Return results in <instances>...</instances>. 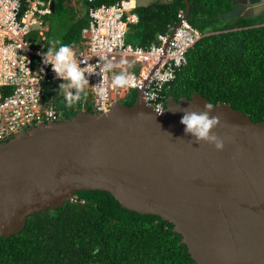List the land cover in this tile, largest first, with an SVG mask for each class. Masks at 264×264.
<instances>
[{"label":"water","instance_id":"95a60500","mask_svg":"<svg viewBox=\"0 0 264 264\" xmlns=\"http://www.w3.org/2000/svg\"><path fill=\"white\" fill-rule=\"evenodd\" d=\"M183 1L187 20L191 6ZM232 2L224 19L264 12V0ZM206 103L200 94L168 98L158 114L138 90L130 107L79 111L0 144V238L77 192L100 191L127 211L171 224L195 264H264V121L217 103L210 113L220 117L213 132L224 148L217 151L180 123Z\"/></svg>","mask_w":264,"mask_h":264},{"label":"trees","instance_id":"16d2710c","mask_svg":"<svg viewBox=\"0 0 264 264\" xmlns=\"http://www.w3.org/2000/svg\"><path fill=\"white\" fill-rule=\"evenodd\" d=\"M54 13L63 17L49 29L44 50L55 41L74 50L84 47L81 30L88 24L84 0H50ZM121 0H98L110 6ZM188 23L203 37L187 54V64L164 90L165 102L178 103L200 94L213 105H230L254 123L264 121V14H243L224 19L232 0H189ZM83 5L78 16L73 4ZM183 0H158L137 6L138 23L128 29L126 42L149 47L157 35L169 32L185 12ZM52 13V14H54ZM62 18V17H61ZM57 48L59 45H55ZM136 93L127 92L123 104L130 107ZM60 106V105H59ZM61 107L64 119L73 118L78 105ZM87 113H91L89 106ZM0 264H195L181 236L159 217L127 211L107 192H77L62 208L29 217L17 235L0 238Z\"/></svg>","mask_w":264,"mask_h":264},{"label":"built area","instance_id":"2783aa9c","mask_svg":"<svg viewBox=\"0 0 264 264\" xmlns=\"http://www.w3.org/2000/svg\"><path fill=\"white\" fill-rule=\"evenodd\" d=\"M84 1L88 16V24L81 30L84 47L73 50L78 66L93 71L85 72L88 85L83 90L86 96L76 104L79 111L86 112L89 106L91 113H106L116 103V94L123 98L127 92L138 90H143L144 102L156 111L160 105L166 106L165 88L175 81L178 70L187 64L188 52L203 35L180 12L179 26L157 35L156 44L134 46L126 42V36L129 27L138 23L135 0H121L110 6H95L98 0ZM50 3L0 0V144L37 124L64 119L61 105L66 102V90L59 88L64 81L56 77L50 65L41 63L49 32L47 17L52 14ZM106 58L133 65L128 69L133 75L127 86H112L113 73L102 71ZM112 71L118 73L121 69ZM98 85L106 89L103 99L96 95ZM71 91L75 94L76 90Z\"/></svg>","mask_w":264,"mask_h":264},{"label":"clouds","instance_id":"9594fccd","mask_svg":"<svg viewBox=\"0 0 264 264\" xmlns=\"http://www.w3.org/2000/svg\"><path fill=\"white\" fill-rule=\"evenodd\" d=\"M59 45L57 48L55 45ZM28 45H25V50ZM76 54L73 47L68 44H62L60 41H55L48 47L47 52L43 53L41 57V63L44 65H50L51 70L56 74V77L61 81L59 84L61 90H66L65 101L66 107L71 108L77 102H81L86 96L83 92L85 86L88 85V81L85 78V72H92L93 69L88 67L81 69L78 66L76 60ZM133 65L126 60H120L118 63H113L111 60L105 59L102 67L104 73H113L112 86L113 87H125L129 83L130 77L133 73L128 69ZM114 68H120L121 71L114 73ZM41 69V73H42ZM75 89V94L71 91ZM96 95L103 99L106 97V89L98 85L95 87ZM205 110L202 112H186L180 119V123L184 126L186 134H191L196 142H206L209 145H213L215 150L221 151L224 148V141L218 137L214 132L220 124V117L218 115H210L214 109V105L211 103L205 104ZM166 110V106L160 105L157 113L161 114Z\"/></svg>","mask_w":264,"mask_h":264},{"label":"rangeland","instance_id":"374dc122","mask_svg":"<svg viewBox=\"0 0 264 264\" xmlns=\"http://www.w3.org/2000/svg\"><path fill=\"white\" fill-rule=\"evenodd\" d=\"M155 1H158V0H151L150 3H154ZM163 1H167V0H163ZM73 7L76 9V12H77V15L78 16H82L86 13V9L84 8L83 5H78L77 3L73 4ZM62 17V18H61ZM61 17H58L57 14H50L48 17H47V26L52 29V30H55L58 25L60 24L61 20L63 19V17L65 18V16H61ZM63 21V20H62ZM117 89L121 88V87H115ZM135 93H137V91H134ZM115 102L116 103H123V98H121L119 96V94H116L115 96Z\"/></svg>","mask_w":264,"mask_h":264},{"label":"crops","instance_id":"0c3cea01","mask_svg":"<svg viewBox=\"0 0 264 264\" xmlns=\"http://www.w3.org/2000/svg\"><path fill=\"white\" fill-rule=\"evenodd\" d=\"M137 2L140 6H146V5L150 4L151 0H137ZM263 14H264V12L261 13L260 15H263Z\"/></svg>","mask_w":264,"mask_h":264},{"label":"bare ground","instance_id":"6f19581e","mask_svg":"<svg viewBox=\"0 0 264 264\" xmlns=\"http://www.w3.org/2000/svg\"><path fill=\"white\" fill-rule=\"evenodd\" d=\"M131 1H133V0H131ZM135 2H136V7H137V6H140V5H138L137 0H135ZM136 7H135V9H136ZM187 20H188V19H187ZM177 25L179 26V23H177L176 26H177ZM176 26H175L174 28H177V27H178V26H177V27H176ZM49 29H50V28H49Z\"/></svg>","mask_w":264,"mask_h":264},{"label":"flooded vegetation","instance_id":"af4514ba","mask_svg":"<svg viewBox=\"0 0 264 264\" xmlns=\"http://www.w3.org/2000/svg\"><path fill=\"white\" fill-rule=\"evenodd\" d=\"M250 6H248V8H249Z\"/></svg>","mask_w":264,"mask_h":264}]
</instances>
